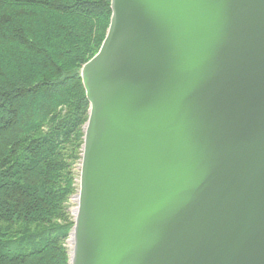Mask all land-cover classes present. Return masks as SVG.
I'll use <instances>...</instances> for the list:
<instances>
[{"label": "water", "instance_id": "obj_1", "mask_svg": "<svg viewBox=\"0 0 264 264\" xmlns=\"http://www.w3.org/2000/svg\"><path fill=\"white\" fill-rule=\"evenodd\" d=\"M110 1L69 264H264V0Z\"/></svg>", "mask_w": 264, "mask_h": 264}, {"label": "trees", "instance_id": "obj_2", "mask_svg": "<svg viewBox=\"0 0 264 264\" xmlns=\"http://www.w3.org/2000/svg\"><path fill=\"white\" fill-rule=\"evenodd\" d=\"M111 14L110 0H0V264H69L81 69Z\"/></svg>", "mask_w": 264, "mask_h": 264}, {"label": "rangeland", "instance_id": "obj_3", "mask_svg": "<svg viewBox=\"0 0 264 264\" xmlns=\"http://www.w3.org/2000/svg\"><path fill=\"white\" fill-rule=\"evenodd\" d=\"M78 168V172H79V165L77 166ZM76 194V193H75ZM77 206L76 202L71 198L70 202H69V210L70 212H72L74 209H76L75 207ZM68 245L70 246V241H68Z\"/></svg>", "mask_w": 264, "mask_h": 264}, {"label": "bare ground", "instance_id": "obj_4", "mask_svg": "<svg viewBox=\"0 0 264 264\" xmlns=\"http://www.w3.org/2000/svg\"><path fill=\"white\" fill-rule=\"evenodd\" d=\"M76 208V207H75ZM76 211V209H74L72 212H75ZM70 241V240H69ZM70 244H71V241H70Z\"/></svg>", "mask_w": 264, "mask_h": 264}]
</instances>
